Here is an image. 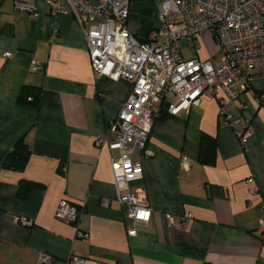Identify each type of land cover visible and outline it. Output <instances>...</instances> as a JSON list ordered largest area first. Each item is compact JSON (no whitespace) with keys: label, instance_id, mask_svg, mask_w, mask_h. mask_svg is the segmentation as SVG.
Returning a JSON list of instances; mask_svg holds the SVG:
<instances>
[{"label":"crops","instance_id":"crops-1","mask_svg":"<svg viewBox=\"0 0 264 264\" xmlns=\"http://www.w3.org/2000/svg\"><path fill=\"white\" fill-rule=\"evenodd\" d=\"M132 2L128 26L147 37L158 24V8L143 18L136 14L144 11L138 0ZM62 3L68 13L53 15L48 0H0V264H40V252L53 256L51 264H66L72 253L92 264H264V234L256 232L264 216V79L236 100L219 91L177 114L167 113L163 102L148 138L154 155L134 154L142 161L151 221L130 236L134 225L118 199L111 162L119 152L98 142L107 137L129 83L96 75L85 32ZM197 38L195 46L180 41L184 59L220 57L216 46L213 56H200ZM5 52L13 55L5 58ZM32 62L44 71L32 70ZM24 85L41 88L39 106L18 103ZM221 99L228 102L230 122ZM237 132L247 135L245 142ZM203 133L217 139L213 165L199 160ZM21 138L31 153L26 168H3ZM21 180L39 186L23 198ZM253 187L258 190L251 194ZM63 199L86 207L78 225L56 216Z\"/></svg>","mask_w":264,"mask_h":264},{"label":"built area","instance_id":"built-area-1","mask_svg":"<svg viewBox=\"0 0 264 264\" xmlns=\"http://www.w3.org/2000/svg\"><path fill=\"white\" fill-rule=\"evenodd\" d=\"M66 1L85 32L96 75L129 83L127 96L109 124L107 137L98 142H108L119 152L111 160L118 199L134 225L127 232L136 236V226L148 225L152 216L142 183V161L134 158L136 150L142 152V158L154 155L148 147V138L163 102L167 113L177 114L198 104L202 96L215 97L219 91L229 100H236L242 90L264 79V0H162L157 6L158 24L144 38L135 35L128 26L132 0ZM48 4L53 15L68 13L62 0H48ZM17 7L37 15L26 4L18 3ZM208 30L220 46V57L212 62L196 57L184 59L180 41L195 46L198 34ZM12 55V52L3 54L5 58ZM31 68L37 72L45 69L35 62ZM220 103L222 114L230 122L227 100L221 99ZM237 134L246 141L245 133ZM189 165L188 158H183L181 168L187 169ZM257 190L253 187L250 193ZM102 204L107 206V200ZM85 211L84 205L63 199L56 216L78 225ZM166 219L173 223V214L166 213ZM19 221L32 225L27 218ZM256 232L264 234V216ZM79 235L87 237L89 233L80 230ZM53 260L51 254L40 252V264H51ZM66 264H92V260L72 253Z\"/></svg>","mask_w":264,"mask_h":264},{"label":"trees","instance_id":"trees-1","mask_svg":"<svg viewBox=\"0 0 264 264\" xmlns=\"http://www.w3.org/2000/svg\"><path fill=\"white\" fill-rule=\"evenodd\" d=\"M41 99V88L24 85L18 95V103L39 106ZM163 108V103H162ZM199 160L204 165H213L217 158V139L215 136L203 133L199 142ZM30 149L24 138L18 140L12 149L8 151L2 162V167L14 171H24L29 158ZM39 186L36 182L21 180L19 195L26 198L29 192Z\"/></svg>","mask_w":264,"mask_h":264},{"label":"rangeland","instance_id":"rangeland-1","mask_svg":"<svg viewBox=\"0 0 264 264\" xmlns=\"http://www.w3.org/2000/svg\"><path fill=\"white\" fill-rule=\"evenodd\" d=\"M138 2L140 3V4H138V6H139L138 9L139 10L144 9V11L136 12V14H139L143 18H147V17H150L149 14L151 12H149V11L150 10L151 11H154V9L157 6H159V4L162 3V0H138ZM149 2H151V3L149 4ZM133 4H134V2L131 3L132 6H133ZM204 33L205 34H208L207 41H204V40H201L200 39V36L202 34H204ZM197 37H198L197 38L198 39V42L200 44V47H199L200 56H213L212 49L215 46L217 47V49H220V46H219L218 42L216 41V39H215L212 31L208 30L206 32L200 33V34H198Z\"/></svg>","mask_w":264,"mask_h":264}]
</instances>
